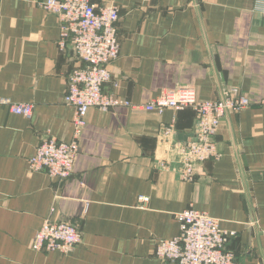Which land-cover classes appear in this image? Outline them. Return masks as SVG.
<instances>
[{"label":"crops","instance_id":"obj_1","mask_svg":"<svg viewBox=\"0 0 264 264\" xmlns=\"http://www.w3.org/2000/svg\"><path fill=\"white\" fill-rule=\"evenodd\" d=\"M43 1L0 0V97L32 104L30 118L0 106V264H170L154 255L157 243L178 236L176 215L190 208L233 234L227 250L241 264H264V0H113L119 56L106 91L134 105L187 86L200 101L236 90L251 102L223 119L221 157L191 182L179 175L191 109L91 108L71 178L29 171L42 140H73L63 96L82 65L59 49V21ZM47 218L78 227L70 254L31 249Z\"/></svg>","mask_w":264,"mask_h":264},{"label":"built area","instance_id":"obj_2","mask_svg":"<svg viewBox=\"0 0 264 264\" xmlns=\"http://www.w3.org/2000/svg\"><path fill=\"white\" fill-rule=\"evenodd\" d=\"M37 6L58 18L59 49L71 50L82 65L75 67L66 78L63 96L64 104L74 110L71 120L73 140L69 143L54 138L42 140L34 156L28 160L30 172H43L58 182L71 178L80 151L85 117L91 108L105 112L124 108L158 114L167 109L193 110L195 130L181 149L183 157L179 175L183 181H193L199 164L221 157L215 136L228 114L251 105L247 96L236 90H227L218 100L200 101L195 88L187 86L166 90L145 104L134 105L104 88L111 81L109 66L119 56L118 4L113 0L101 6L91 0H45L38 2ZM117 86V83L113 84L114 88ZM0 106L24 118H30L32 113V104L13 103L3 97H0ZM171 132V127L163 129L164 136ZM176 219L179 234L171 240L158 241L154 252L158 259L170 264H241L233 252L227 250L233 234L221 229L217 219L191 208L177 214ZM80 241L81 232L76 225L47 218L35 234L31 249L68 255Z\"/></svg>","mask_w":264,"mask_h":264},{"label":"rangeland","instance_id":"obj_3","mask_svg":"<svg viewBox=\"0 0 264 264\" xmlns=\"http://www.w3.org/2000/svg\"><path fill=\"white\" fill-rule=\"evenodd\" d=\"M41 229V228H40Z\"/></svg>","mask_w":264,"mask_h":264}]
</instances>
